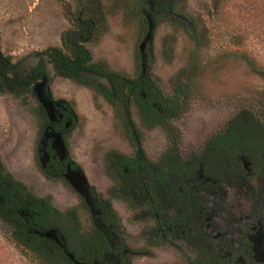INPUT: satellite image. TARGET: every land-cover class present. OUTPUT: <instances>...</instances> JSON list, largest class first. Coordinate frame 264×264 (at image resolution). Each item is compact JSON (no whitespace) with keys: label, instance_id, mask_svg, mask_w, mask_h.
<instances>
[{"label":"rangeland","instance_id":"374dc122","mask_svg":"<svg viewBox=\"0 0 264 264\" xmlns=\"http://www.w3.org/2000/svg\"><path fill=\"white\" fill-rule=\"evenodd\" d=\"M86 2L0 0L2 52L20 60L54 47L69 54L65 43H79L90 51L93 64H99L111 77L119 76V81L142 75L157 84L165 97L175 95L177 85L188 84L180 114L164 126L148 129L141 124L135 105L126 113L97 94L92 97L75 81L55 78L52 94L69 99L80 118L69 137L71 157L84 170L96 193L108 196L110 191L115 192L110 159L115 152L129 150L132 129H137L143 152L152 159L169 147L166 133L172 128L180 133V149L193 152L217 126L249 116L255 117L264 132V0H175L176 7L185 14L182 21L200 40L197 50L184 27L164 20L152 32L151 41L146 42L147 31H142L140 16L132 11L143 0H99L101 13L93 19V33L90 39H83L77 22L84 19L81 4ZM143 11L150 15L145 2ZM87 17L92 19L91 15ZM192 49L197 54L198 69L190 77L192 65L188 58ZM30 116L21 98L0 94V163L34 196L49 198L51 205L65 214V220L51 223L67 235L73 251L90 256L92 251L87 247L94 241L88 237L94 230L90 211L70 186H57L39 177L32 164L35 124ZM11 223L0 216V264H37L8 240L7 234L14 227ZM147 224L152 225V220ZM67 226L74 231L76 227V234L72 235L74 231ZM130 234L132 245H136L135 233ZM154 255V259L157 255L167 257L162 252ZM148 258L136 257L135 264L156 261L153 255ZM85 263L93 264V259Z\"/></svg>","mask_w":264,"mask_h":264},{"label":"flooded vegetation","instance_id":"af4514ba","mask_svg":"<svg viewBox=\"0 0 264 264\" xmlns=\"http://www.w3.org/2000/svg\"><path fill=\"white\" fill-rule=\"evenodd\" d=\"M62 53L59 56L64 58ZM60 65L65 63L52 49L17 60L0 48V94L21 98L28 106L29 120L35 124L32 164L39 177L75 190L68 178L85 173L71 157L69 137L80 118L69 99L52 94L51 84L55 78L75 81L92 97L97 94L107 102L108 90H114L101 67L77 69V78L67 69L60 72ZM139 120L148 129L161 127L160 123L149 127L145 119ZM258 125L249 116L217 126L195 153L180 149V133H166L169 147L153 159L144 154L137 129L130 130L131 147L124 153L115 152L109 163L115 192L98 194L85 177V187L99 211L90 212L99 236L87 247L98 254L93 264H135L136 257L151 255L155 262L141 264H264V132ZM75 192L88 208L84 197ZM18 211L29 233L57 244L54 238L38 234L55 230L66 250L60 230L48 225L42 228L29 209ZM96 218L109 228L110 242L95 226ZM150 219L152 225L147 224ZM132 231L136 245L131 243ZM161 252L167 257L154 259Z\"/></svg>","mask_w":264,"mask_h":264},{"label":"trees","instance_id":"16d2710c","mask_svg":"<svg viewBox=\"0 0 264 264\" xmlns=\"http://www.w3.org/2000/svg\"><path fill=\"white\" fill-rule=\"evenodd\" d=\"M86 1V3L81 4L83 5L81 15H84V19L82 21L78 20L77 28L78 32L82 36H85L83 39H90V33H93L92 28L94 29L93 19L95 18L96 13H101V10L99 11L101 4L99 0ZM146 1L151 3L150 16L154 25L153 31L155 30L157 24L163 20L167 21L171 25L176 24L184 27L188 32V36L191 38V41L194 43L195 50H197L200 40L197 38L196 34H194V31H191L190 26L182 21L185 19V14H183L181 10L176 7L175 0ZM146 1L143 0L141 5L137 4L134 7V10H132L135 16H140V25L144 33L147 31L148 27V20L143 11L144 2L146 3ZM88 15H91L92 19H90V17L88 18ZM65 44L68 45L70 53L68 54L65 52L64 58L61 57L63 56V53L60 48H51L56 58L63 60L65 63L64 67L62 65H60V67L58 66V68H60V72L67 69L69 74L78 78L79 75L77 69L92 68L95 70L97 67H101L96 63L88 66L91 62V54L83 44L68 42ZM195 50H191L188 58L189 63L192 65L189 71L190 77L196 75L198 69V65H196L198 61ZM115 77L108 75V78L113 84L114 90L113 93L108 90V101L115 108H120L128 113L131 105H135L137 107L138 116L145 119L144 124L149 127L155 123H160L164 126L173 117L180 114L182 103L185 102L183 96L187 93L188 88V84L186 82L175 87V95L165 97L161 94L162 92L159 90L157 84L150 83V81L142 78V75L139 78L130 81L124 78L119 81L118 79L120 77ZM154 104L160 106L162 112H158ZM167 133L173 136L177 134V130L172 128V130ZM50 202L49 198L34 196L23 182L15 179L13 175L0 163V216L5 220L12 221L11 224L14 226L7 234L8 240L16 246H19L21 248L22 255H27L34 263L74 264L73 261L66 256L63 249L57 244L44 237L29 233L25 228L24 218L18 211L22 209H29V213L32 214L35 221L41 226L44 225L42 228H45L47 227L45 225H48L49 227L52 226L59 230L58 226L55 225V223H51V221H63L65 220V214L60 213L51 205ZM67 227L74 231L72 226ZM76 231L75 227V231L72 235L76 234ZM95 234L96 232L93 230L92 233H89L88 237L94 238V236H97ZM65 236L64 237L67 239L66 234ZM98 237L99 236H97L96 239H98ZM89 245L90 244H88V246ZM66 250L73 254L76 260L84 262L86 260L89 261L90 257L93 259L98 255L94 252H91L90 256L87 257L83 254L80 255L75 250L73 251L72 247L68 243ZM85 257L87 259H85Z\"/></svg>","mask_w":264,"mask_h":264},{"label":"water","instance_id":"95a60500","mask_svg":"<svg viewBox=\"0 0 264 264\" xmlns=\"http://www.w3.org/2000/svg\"><path fill=\"white\" fill-rule=\"evenodd\" d=\"M145 6L148 7L150 9L151 3L150 2H146ZM146 18L148 20V27H147V33L145 36V40L146 42H150L151 41V37H152V32H153V22H152V18L149 15V13H146ZM111 84L108 82V89H110ZM70 181V184L72 185V187L75 189V191H77L80 195H82L84 197V201L86 203V205L88 206L90 212L92 213V215L99 213L98 210H96L94 208V204L93 201L91 199V196L89 194L88 189L85 187V181L86 178L84 176V174H75L74 177L72 178H68ZM94 223L95 226L97 227V229H99L104 237L106 238V240L110 242L111 240V233L109 231V228L106 227L99 218L94 219ZM55 230H47L44 232H38V234L42 235V236H46V237H52L54 238V240L56 241V243L63 248V243H61V241L55 236ZM64 252L66 254V256L73 261L74 264H84L78 260L75 259V257L73 256V254H71L70 252H67L64 249ZM105 259H108V254L105 255Z\"/></svg>","mask_w":264,"mask_h":264}]
</instances>
